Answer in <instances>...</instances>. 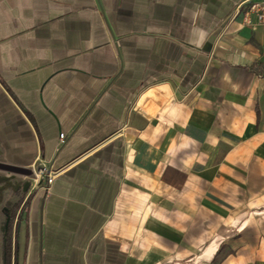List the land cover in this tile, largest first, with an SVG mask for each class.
<instances>
[{
  "label": "crops",
  "instance_id": "obj_1",
  "mask_svg": "<svg viewBox=\"0 0 264 264\" xmlns=\"http://www.w3.org/2000/svg\"><path fill=\"white\" fill-rule=\"evenodd\" d=\"M242 1L0 0V162L56 172L45 192L0 171V260L264 264Z\"/></svg>",
  "mask_w": 264,
  "mask_h": 264
},
{
  "label": "built area",
  "instance_id": "obj_2",
  "mask_svg": "<svg viewBox=\"0 0 264 264\" xmlns=\"http://www.w3.org/2000/svg\"><path fill=\"white\" fill-rule=\"evenodd\" d=\"M238 11L243 13V23L247 26L254 27L260 25L264 29V0H245L238 6ZM261 42L264 45V33L261 37ZM65 138L63 133L59 134V140L62 143ZM34 173V187L45 192L49 191V187L56 174L54 171L48 170L44 165L36 172L32 167ZM43 185L40 186V184Z\"/></svg>",
  "mask_w": 264,
  "mask_h": 264
},
{
  "label": "rangeland",
  "instance_id": "obj_3",
  "mask_svg": "<svg viewBox=\"0 0 264 264\" xmlns=\"http://www.w3.org/2000/svg\"><path fill=\"white\" fill-rule=\"evenodd\" d=\"M41 166L37 164L36 166L33 167V169L37 172L38 169ZM32 169V168H31ZM34 173L31 176H23V175H17V174H12L9 178L10 181L18 183V185L22 187H26L27 189L31 188V186L34 185Z\"/></svg>",
  "mask_w": 264,
  "mask_h": 264
},
{
  "label": "water",
  "instance_id": "obj_4",
  "mask_svg": "<svg viewBox=\"0 0 264 264\" xmlns=\"http://www.w3.org/2000/svg\"><path fill=\"white\" fill-rule=\"evenodd\" d=\"M0 171L9 172L17 175H23V176L33 175L32 169L16 167L1 162H0Z\"/></svg>",
  "mask_w": 264,
  "mask_h": 264
},
{
  "label": "trees",
  "instance_id": "obj_5",
  "mask_svg": "<svg viewBox=\"0 0 264 264\" xmlns=\"http://www.w3.org/2000/svg\"><path fill=\"white\" fill-rule=\"evenodd\" d=\"M5 217H3L2 215H0V228L2 227V225H4V222H5V220L8 218V216L7 215H4ZM4 248L5 247H2V245L0 246V250H1V252L4 254L5 253V251H4ZM0 264H7V261H6V257H5V255H4V257H3V259H1L0 260Z\"/></svg>",
  "mask_w": 264,
  "mask_h": 264
}]
</instances>
